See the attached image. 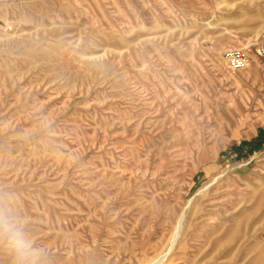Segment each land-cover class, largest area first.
Wrapping results in <instances>:
<instances>
[{"label": "rangeland", "instance_id": "1", "mask_svg": "<svg viewBox=\"0 0 264 264\" xmlns=\"http://www.w3.org/2000/svg\"><path fill=\"white\" fill-rule=\"evenodd\" d=\"M264 0H0V208L41 264H264ZM0 245V264H13Z\"/></svg>", "mask_w": 264, "mask_h": 264}, {"label": "clouds", "instance_id": "2", "mask_svg": "<svg viewBox=\"0 0 264 264\" xmlns=\"http://www.w3.org/2000/svg\"><path fill=\"white\" fill-rule=\"evenodd\" d=\"M25 223L10 209L0 208V245L13 255V264H41L43 250L34 246Z\"/></svg>", "mask_w": 264, "mask_h": 264}, {"label": "built area", "instance_id": "3", "mask_svg": "<svg viewBox=\"0 0 264 264\" xmlns=\"http://www.w3.org/2000/svg\"><path fill=\"white\" fill-rule=\"evenodd\" d=\"M264 57V47H259L255 56H251L248 48L234 49L226 53L228 67L233 71L244 70Z\"/></svg>", "mask_w": 264, "mask_h": 264}, {"label": "trees", "instance_id": "4", "mask_svg": "<svg viewBox=\"0 0 264 264\" xmlns=\"http://www.w3.org/2000/svg\"><path fill=\"white\" fill-rule=\"evenodd\" d=\"M263 142H264V131H261L260 136H259V140L257 141V143H255V146H259Z\"/></svg>", "mask_w": 264, "mask_h": 264}, {"label": "bare ground", "instance_id": "5", "mask_svg": "<svg viewBox=\"0 0 264 264\" xmlns=\"http://www.w3.org/2000/svg\"><path fill=\"white\" fill-rule=\"evenodd\" d=\"M163 262H161L160 264H162Z\"/></svg>", "mask_w": 264, "mask_h": 264}]
</instances>
